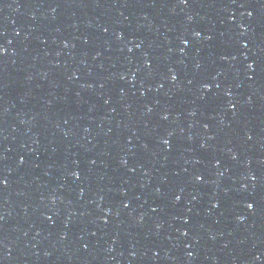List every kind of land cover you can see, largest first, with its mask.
Masks as SVG:
<instances>
[{"label":"water","instance_id":"95a60500","mask_svg":"<svg viewBox=\"0 0 264 264\" xmlns=\"http://www.w3.org/2000/svg\"><path fill=\"white\" fill-rule=\"evenodd\" d=\"M0 48V264H264V0H0Z\"/></svg>","mask_w":264,"mask_h":264},{"label":"snow or ice","instance_id":"6c2138e0","mask_svg":"<svg viewBox=\"0 0 264 264\" xmlns=\"http://www.w3.org/2000/svg\"><path fill=\"white\" fill-rule=\"evenodd\" d=\"M249 15H251V13H249ZM2 52H3V49L0 48V53H2ZM250 67H251V65H250ZM172 79H175V76H173ZM164 142L167 143V141H164ZM73 175H76V173H73ZM198 179H201V177H198ZM2 183H4V181H0V184H2ZM177 199H179V198H177ZM247 207H248V209H252L254 207V205L252 203H248Z\"/></svg>","mask_w":264,"mask_h":264}]
</instances>
